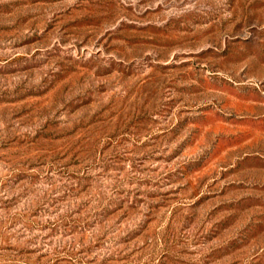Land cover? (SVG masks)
I'll return each instance as SVG.
<instances>
[{
    "label": "rangeland",
    "instance_id": "374dc122",
    "mask_svg": "<svg viewBox=\"0 0 264 264\" xmlns=\"http://www.w3.org/2000/svg\"><path fill=\"white\" fill-rule=\"evenodd\" d=\"M0 264H264V0H0Z\"/></svg>",
    "mask_w": 264,
    "mask_h": 264
}]
</instances>
